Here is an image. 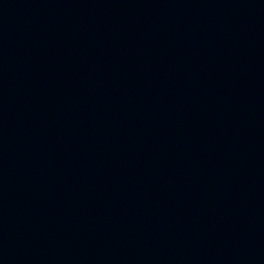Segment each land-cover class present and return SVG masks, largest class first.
I'll list each match as a JSON object with an SVG mask.
<instances>
[{"label": "water", "instance_id": "obj_1", "mask_svg": "<svg viewBox=\"0 0 264 264\" xmlns=\"http://www.w3.org/2000/svg\"><path fill=\"white\" fill-rule=\"evenodd\" d=\"M0 264H264V0H0Z\"/></svg>", "mask_w": 264, "mask_h": 264}]
</instances>
